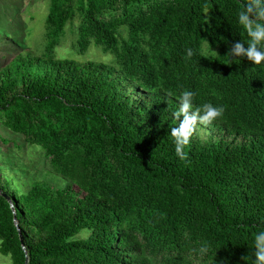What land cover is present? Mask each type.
Wrapping results in <instances>:
<instances>
[{"label":"trees","instance_id":"obj_1","mask_svg":"<svg viewBox=\"0 0 264 264\" xmlns=\"http://www.w3.org/2000/svg\"><path fill=\"white\" fill-rule=\"evenodd\" d=\"M46 1L39 54L26 43L0 68V123L65 182L23 189L0 176V253L11 264H254L264 62L226 55L248 40L236 19L248 0ZM74 20L73 48L94 45L109 64L55 56ZM185 89L224 114L197 124L181 160L170 129Z\"/></svg>","mask_w":264,"mask_h":264},{"label":"rangeland","instance_id":"obj_2","mask_svg":"<svg viewBox=\"0 0 264 264\" xmlns=\"http://www.w3.org/2000/svg\"><path fill=\"white\" fill-rule=\"evenodd\" d=\"M46 0H0V68L18 52L28 49L39 54L43 43L44 19L47 13ZM78 21L65 27V34L55 48L58 59L77 62L109 64L111 56L103 54L94 45H89L83 54L73 48ZM72 29V30H70ZM206 131V128H205ZM201 136H207L203 128ZM0 176L23 189L35 180L52 186H62L65 179L50 171L46 159L38 146L28 145L22 135L13 133L0 123ZM0 264H11L8 255L0 253Z\"/></svg>","mask_w":264,"mask_h":264},{"label":"clouds","instance_id":"obj_3","mask_svg":"<svg viewBox=\"0 0 264 264\" xmlns=\"http://www.w3.org/2000/svg\"><path fill=\"white\" fill-rule=\"evenodd\" d=\"M238 24L246 32L248 40H236L232 43L226 55L229 60L244 57L252 65H261L264 62V0H248L238 11ZM188 57L193 55L191 48L186 49ZM195 93L191 90H182L179 95V106L173 112L177 121L170 129L174 151L178 158L185 159V148L190 144L197 124L211 125L223 117L224 108L212 103H203L194 106ZM254 264H264V229L255 236ZM201 251H206L202 248Z\"/></svg>","mask_w":264,"mask_h":264},{"label":"water","instance_id":"obj_4","mask_svg":"<svg viewBox=\"0 0 264 264\" xmlns=\"http://www.w3.org/2000/svg\"><path fill=\"white\" fill-rule=\"evenodd\" d=\"M7 199L9 200V198L7 197Z\"/></svg>","mask_w":264,"mask_h":264}]
</instances>
